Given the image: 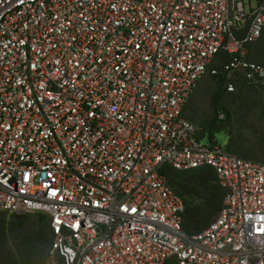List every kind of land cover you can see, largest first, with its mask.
Listing matches in <instances>:
<instances>
[{"label":"built area","instance_id":"built-area-1","mask_svg":"<svg viewBox=\"0 0 264 264\" xmlns=\"http://www.w3.org/2000/svg\"><path fill=\"white\" fill-rule=\"evenodd\" d=\"M0 0V214L49 217L47 264H264V164L203 144L183 111L213 58L246 62L264 0ZM232 88V87H231ZM163 167L211 168L203 233Z\"/></svg>","mask_w":264,"mask_h":264},{"label":"trees","instance_id":"trees-1","mask_svg":"<svg viewBox=\"0 0 264 264\" xmlns=\"http://www.w3.org/2000/svg\"><path fill=\"white\" fill-rule=\"evenodd\" d=\"M263 35L264 32L260 40L263 38ZM251 45L247 48V63L258 65L257 62H259L264 65V59H260L254 55L251 48L249 50ZM215 58H219L220 60V65L216 66V68L219 71L221 69L222 74H218V72L215 71L214 75H217V77L222 75L224 77V79H222V84L225 85V81L232 80L235 74L239 72V70H235L229 75L225 70L226 66L232 63L235 55L226 51H220L213 60ZM220 117V123L217 124L215 132L217 130L219 131L221 125L228 122L230 119V115L226 111L221 112ZM215 132L212 133L210 130L204 133L203 136L208 134L210 143H213L215 142ZM226 149L233 153L231 151L233 149L232 142ZM239 153L244 155L242 151H239ZM244 156L239 157L253 161L246 156V158H244ZM196 171L197 172L191 174L193 171L179 172L169 167H163L161 170V175L165 177L168 186L184 205L182 229L183 232L190 237L203 233L215 222L221 213L225 197V192L221 188L217 175L213 169L206 168ZM2 214H0V264H47L53 242L49 217L44 214L39 217L13 215L6 221L1 216ZM13 242L16 244L17 248L15 254L11 252V245Z\"/></svg>","mask_w":264,"mask_h":264},{"label":"rangeland","instance_id":"rangeland-1","mask_svg":"<svg viewBox=\"0 0 264 264\" xmlns=\"http://www.w3.org/2000/svg\"><path fill=\"white\" fill-rule=\"evenodd\" d=\"M244 2L249 14V3L255 6L256 0H244ZM253 44L249 50L251 48L254 55L264 59V35L261 40L258 39ZM257 63L258 66L264 67L262 63ZM219 65V58L211 61L208 71L197 84L186 104L184 118L198 128V137L201 138L210 130L214 133L217 124L220 123V113L228 112L229 121L222 124L220 130L214 134L217 144L228 148L232 142L231 151L236 155L242 157L245 155L250 160L264 163V82H251L247 79L245 71L240 69L232 80L225 81L223 85L224 77L214 75L215 71L222 74L221 69L219 71L216 68ZM202 143L210 144L208 134L202 138ZM195 172L197 171L191 174ZM1 216L6 221L12 217L5 214ZM27 216L39 217L43 214ZM16 251V244L13 242L11 252L15 254Z\"/></svg>","mask_w":264,"mask_h":264},{"label":"crops","instance_id":"crops-1","mask_svg":"<svg viewBox=\"0 0 264 264\" xmlns=\"http://www.w3.org/2000/svg\"><path fill=\"white\" fill-rule=\"evenodd\" d=\"M262 34H263V33H262ZM261 37H262V35H261ZM261 37H260V38H261ZM260 38H259V39H260ZM254 43H255V42H254ZM252 44H253V43H252ZM247 53H248V52H247ZM185 107H186V106H185Z\"/></svg>","mask_w":264,"mask_h":264}]
</instances>
